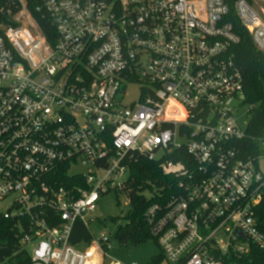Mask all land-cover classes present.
I'll list each match as a JSON object with an SVG mask.
<instances>
[{"label":"built area","instance_id":"built-area-1","mask_svg":"<svg viewBox=\"0 0 264 264\" xmlns=\"http://www.w3.org/2000/svg\"><path fill=\"white\" fill-rule=\"evenodd\" d=\"M41 1L48 35L27 0H0V214L30 264H92L105 236L74 246V225L122 189L134 157L182 148L195 171L146 217L167 263L264 251V131L246 152L229 0ZM234 3L264 55V14ZM133 85L140 96L126 105Z\"/></svg>","mask_w":264,"mask_h":264},{"label":"trees","instance_id":"trees-1","mask_svg":"<svg viewBox=\"0 0 264 264\" xmlns=\"http://www.w3.org/2000/svg\"><path fill=\"white\" fill-rule=\"evenodd\" d=\"M235 1L229 0L231 9L227 20L233 23L236 34L241 38L240 44L233 49V54L243 76L244 104L252 106L247 140L243 146L246 152L254 154L258 149L257 141L262 139L264 131V55L256 50L249 31L237 19ZM27 4L28 9L48 35L51 28L47 22L41 21L39 16L45 13L37 11L42 1L27 0ZM3 6L4 3H0V8ZM0 17L4 16L0 15ZM133 159L130 167L131 177L120 189L129 198L130 212L125 217V225L119 226L114 238L126 245L129 242L134 245L139 240L146 239H153L157 243L147 225V213L154 204L165 205L169 199L178 194L179 184L187 175L195 171V164L184 148L166 154L159 161L142 157ZM146 193L151 194L150 199L145 196ZM261 206L264 220V203ZM15 224L16 222L7 221L0 214V264H30L28 253L19 246ZM73 229L72 245H88L93 242V236L84 224L76 223ZM163 259L164 255L161 253L152 259L151 264H160ZM225 264H264V251L253 247L242 259L236 258L233 263L225 262Z\"/></svg>","mask_w":264,"mask_h":264},{"label":"rangeland","instance_id":"rangeland-1","mask_svg":"<svg viewBox=\"0 0 264 264\" xmlns=\"http://www.w3.org/2000/svg\"><path fill=\"white\" fill-rule=\"evenodd\" d=\"M250 2L257 12L261 15L264 14V0H250ZM128 91L125 100L126 105L137 101L140 96L139 86L137 85L130 86ZM233 105L236 121H238L243 131H248L252 106L241 101H235ZM260 167L261 171L264 172V163H261ZM130 177V173H128L124 177L118 178L115 184L120 187L127 183ZM145 196L148 199L151 198L149 193H146ZM6 207L7 204L2 206L3 209ZM95 211L87 218L88 228L93 236V242H98L99 245H102L100 241L102 234L105 236L106 247L101 253L93 255L92 264H151L152 259L162 253L160 246L153 239L139 240L134 245L130 242L127 245L121 244L115 240L114 236L119 226L125 225V217L130 212L129 198L120 189L103 195L99 199ZM242 245L248 246V243L243 242ZM94 249L92 253H94ZM28 250L30 251L31 248H28ZM160 264L168 263L163 259Z\"/></svg>","mask_w":264,"mask_h":264},{"label":"crops","instance_id":"crops-1","mask_svg":"<svg viewBox=\"0 0 264 264\" xmlns=\"http://www.w3.org/2000/svg\"><path fill=\"white\" fill-rule=\"evenodd\" d=\"M87 227V226H86ZM88 228V227H87ZM89 229V228H88Z\"/></svg>","mask_w":264,"mask_h":264},{"label":"bare ground","instance_id":"bare-ground-1","mask_svg":"<svg viewBox=\"0 0 264 264\" xmlns=\"http://www.w3.org/2000/svg\"><path fill=\"white\" fill-rule=\"evenodd\" d=\"M95 255V254H94Z\"/></svg>","mask_w":264,"mask_h":264},{"label":"water","instance_id":"water-1","mask_svg":"<svg viewBox=\"0 0 264 264\" xmlns=\"http://www.w3.org/2000/svg\"><path fill=\"white\" fill-rule=\"evenodd\" d=\"M243 237V236H242Z\"/></svg>","mask_w":264,"mask_h":264}]
</instances>
